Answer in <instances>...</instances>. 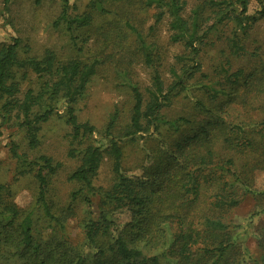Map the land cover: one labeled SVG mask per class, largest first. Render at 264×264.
<instances>
[{"label": "rangeland", "instance_id": "obj_1", "mask_svg": "<svg viewBox=\"0 0 264 264\" xmlns=\"http://www.w3.org/2000/svg\"><path fill=\"white\" fill-rule=\"evenodd\" d=\"M68 1L70 18L91 16L88 25L76 27L73 33L61 18L63 0H11L7 9L0 0V50L17 38L22 59L40 58L50 50L60 64L96 62V73L74 104L78 120L95 126L94 143L104 150L94 189L74 197L81 185L70 176L93 142L72 137L63 93L55 97L51 117L39 125L38 144L30 146L27 129L20 126L23 117L17 102L30 90L37 94L44 79L31 68H20L14 70L18 91L10 99L12 104L0 102V181L6 186L0 207L11 202L22 212L34 210L36 234L48 241L58 264H67L63 260L77 259L78 254L93 258L96 248L86 239V222L97 219L102 211L116 226L130 219L128 210L114 211L104 195L117 181L113 157L105 152L110 144L105 137L108 126L123 149V170L137 176L149 172L151 177L172 164L179 144L188 145L206 129L214 139V157L209 165H203L205 170L195 172L199 177L197 198L189 192L187 202L174 209V222L163 224L166 241L144 250L147 255H162V264H177L179 257L172 253V245L191 225V230L205 235L193 247V263L214 264L217 255L205 254L203 247L229 241L231 248L219 264H264V16L246 29L235 17L213 28L201 45L200 69L187 81L186 89L173 91L161 110L167 123L155 130L145 120L143 131L132 139L127 136L134 107L132 89L138 87L145 104L150 103L155 70L167 88L175 80L172 69L181 73L193 55L184 41L174 39L172 16L165 5L149 4V0ZM181 2L184 18L190 19L193 10L201 7L204 26L215 21L217 9L208 0ZM259 9L257 1L250 0L249 14H257ZM233 38L243 50L235 51ZM45 107V102L37 101L33 111L39 113ZM179 118L189 122L173 123ZM12 142L28 159L47 156L58 166L50 178L48 198L59 222L45 220L36 208V171L28 172L12 157ZM220 194L225 195L227 205H217ZM1 230L0 225V264H6L19 257V250L15 240L2 239ZM62 232L68 238L64 243ZM112 242L113 238L107 237L98 243L108 250V260L113 256Z\"/></svg>", "mask_w": 264, "mask_h": 264}, {"label": "trees", "instance_id": "obj_2", "mask_svg": "<svg viewBox=\"0 0 264 264\" xmlns=\"http://www.w3.org/2000/svg\"><path fill=\"white\" fill-rule=\"evenodd\" d=\"M11 0H4L5 8L9 7ZM260 9L257 14H249L250 0H208V4L217 10L216 19L210 26L205 25L203 10L198 7L193 10L190 19L182 16L184 4L181 0H149V4L158 3L165 5L172 16L171 29L174 31V39L184 41L193 57L191 63L178 73L174 68L172 72L175 80L169 87H165L161 75L155 70L153 75L154 92L151 94L153 100L145 104L143 93L138 87H134V107L131 117L130 131L127 136L135 139L143 131L144 121L153 125L158 130L163 123H167L161 117V110L166 106L173 95V91H182L187 87V81L192 78L200 69V62L197 60L202 51V44L209 32L218 25L228 22L235 17L238 24L246 29L258 17L264 16V0H256ZM64 8L61 18L68 23V29L73 33L76 27L86 26L91 22V16H68V0H63ZM239 11V12H237ZM75 24V25H74ZM20 41L15 38L13 42L0 50V102L7 101L6 105L12 104V99L18 88L15 82L14 70L20 68H31L43 81V88L35 94L28 91L22 102H17L22 112L20 126L27 129L30 139V146L38 144V130L42 122L47 121L54 112L53 102L56 96L63 93L66 97L68 122L72 127V137L75 140L90 139L93 144L89 145L83 152L81 165L71 174V179L76 180L80 185V190L74 193L78 195H88L94 189V179L98 175L104 150L94 143L96 128L90 122H80L75 113L74 104L78 97L83 95L87 89V84L96 73V62L83 64L74 60L69 63L60 64L54 52L48 50L40 57L20 58L18 47ZM231 45L236 52L243 50L236 39L231 40ZM146 57L151 61V54L147 51ZM45 102V110L34 113L33 107L36 102ZM1 115V114H0ZM2 116V115H1ZM3 119V116H2ZM185 118H179L173 123H188ZM201 137L194 136L187 145L179 144V149L175 153L174 161L163 172L154 174L153 177L129 175L123 170L122 158L123 149L120 141L114 136L111 125L105 132V137L109 139V147L105 149L114 160V171L117 181L110 191L105 192V197L110 201L115 210L126 209L130 212V219L122 226H116L114 220L104 211L97 219H91L85 224L86 239L96 248L93 258H88L78 254L74 260H63L67 264H162V255H147L145 246H157L166 241L167 230L163 224L174 222V209L182 207L188 200V193L194 194L197 198L199 194V177L195 172L204 166L209 165L214 157V139L206 129H202ZM12 157L26 168L28 172L36 171L38 182V194L36 208L41 216L49 222H59L54 213L53 203L48 198V186L51 175L54 174L58 166L52 163L47 156L30 160L27 156L18 151L16 143L10 146ZM198 166L199 168L194 167ZM192 167V169L190 168ZM26 170H23L24 173ZM6 186L0 181V197L6 193ZM85 192V194H84ZM91 201L90 198H87ZM191 201V200H189ZM234 200V204H236ZM226 197L223 194L217 196V205H227ZM220 225L221 223H217ZM0 225L2 239L10 243L15 240L19 250V257H15L12 262L6 264H58L59 261L49 248L48 241H44L36 234L35 211L22 212L14 203L8 202L0 207ZM191 226V225H190ZM182 230L175 237L172 245V253L179 258L177 264H195L193 247L198 243V239L204 238L201 230H191L193 227ZM221 226V225H220ZM63 229V225H61ZM14 231V232H13ZM112 234V235H111ZM113 236V237H112ZM111 237L112 259L108 260L109 253L106 248L98 246L99 240ZM1 239V240H2ZM65 232L61 234V242L67 241ZM226 242V243H225ZM231 248L229 241H219L217 245H206L203 247L205 254L215 253L214 264H219L227 250ZM60 264H63L60 262Z\"/></svg>", "mask_w": 264, "mask_h": 264}]
</instances>
